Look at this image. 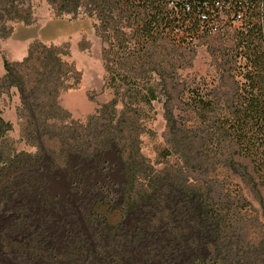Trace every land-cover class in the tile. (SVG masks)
<instances>
[{
    "label": "trees",
    "instance_id": "16d2710c",
    "mask_svg": "<svg viewBox=\"0 0 264 264\" xmlns=\"http://www.w3.org/2000/svg\"><path fill=\"white\" fill-rule=\"evenodd\" d=\"M48 1L55 5L57 16L95 18V31L105 46L103 60L107 74L113 73V82L114 69L123 71L120 81L127 84L125 87L130 80L142 79L124 67L141 60V52L148 54V46L166 30L181 26L184 33L197 35L202 28L198 23L209 26L217 11H230L234 22L237 14L242 13L233 48L225 60L228 66L225 72L232 78L233 86L217 102L204 100L192 91L188 124L173 135L175 152L179 154L177 168L152 169L138 153L128 155L119 201H110L100 191L80 195L82 192L71 190L69 198L58 202L38 185L36 175L44 155L16 151L3 158L0 154V264H191L206 241L217 240L218 226L224 219L206 200L208 183L190 182L189 172L207 163L223 162L222 169H234L233 158L230 163L223 159V151L234 147L236 156L248 162L264 185V0ZM140 4L147 10L148 18L132 29L130 41L124 46L126 50L122 49L123 31L111 23L130 9V15L136 14ZM176 8L180 10L177 14ZM30 9L26 0H0V25L8 21L29 22ZM183 13L188 14L184 18H191L190 24L174 25L185 21L182 15L178 16ZM193 14L198 23L192 20ZM209 31L216 32L217 27L212 24ZM42 47L51 53V49ZM30 49L22 62L4 61L6 73L2 79L9 87L16 85L20 90L23 105L35 117L29 123L39 136L51 133L48 128L52 126L59 130L51 134L57 138L60 160L69 161L75 155L94 160L125 138L135 140L134 135L121 129L112 102L103 105L80 126L74 124L70 128L62 119L58 126L50 124L61 114L54 94L58 91L56 85L50 91L46 87L42 91L33 88L30 92L36 93V101L40 96L48 100L34 104L28 101L22 78L16 77L15 68L30 60ZM47 56L41 62L46 64L37 83L42 84L44 77L46 84L51 81L57 84L60 77L52 75L54 68L50 60L46 62ZM52 59L60 70L61 60ZM124 85L117 89L129 93L122 97V119L133 110L135 101L149 103L154 99L151 87L125 89ZM112 114L115 115L107 118ZM5 126L8 124L0 116V139Z\"/></svg>",
    "mask_w": 264,
    "mask_h": 264
},
{
    "label": "rangeland",
    "instance_id": "374dc122",
    "mask_svg": "<svg viewBox=\"0 0 264 264\" xmlns=\"http://www.w3.org/2000/svg\"><path fill=\"white\" fill-rule=\"evenodd\" d=\"M27 1L31 6L30 21H8L5 25H0V42L7 41L15 25L48 27L51 42L31 44L30 60L15 68L16 77L22 78L28 101L44 104L47 99L40 96V100L36 101V93L32 94L30 91L35 88L42 91L43 87L50 91L56 85L58 91L54 94H57L56 102L61 114L54 117L55 120L52 119L50 124L58 126L62 119L63 124L70 128L74 124H84L103 105L112 102L116 119L122 124L121 129L126 134L134 135L135 140L125 138L119 145L111 147L94 160L75 155L69 161H62L58 157L57 138L51 134L58 133L59 130L52 126L48 128L51 133L42 136L33 130L35 126L29 122L35 117L32 110L23 105V96L15 85L12 88L16 89L14 96L17 118L13 121L4 120L8 127L5 126V133L0 139L1 156L5 158L16 151L44 155L36 175L38 185L58 202L69 198L71 190L82 192L80 195L86 191H100L110 201H119L125 183L128 155L131 152L141 155L152 169L170 167L173 170L180 166L173 135L188 124L187 112L192 91L204 100L214 99L217 102L221 94L229 92L233 86L232 78L225 72L228 68L225 60L226 54L233 48L235 30L241 24L233 21L231 12L217 11L213 14L215 20H211L209 26L198 23L197 16L193 14L192 20L202 25L197 35L184 33L181 26L160 34L148 46L146 51L149 53L141 52V60L132 63L135 68L133 65L124 67L125 71H135L137 77L142 79L138 82L130 80V85L125 87L127 84L120 81V72L123 71L114 69L113 82V73L107 74L103 60L105 46L95 31V18L57 16L55 5L48 0ZM140 5L141 8L135 12L137 16L133 13L130 15V9L123 13L122 18L111 23L123 31L122 49L128 45L132 29L136 25H142L146 16L148 18L147 10L143 4ZM166 8L164 7L165 10ZM174 11L177 14L180 10L176 8ZM181 15L184 18L188 14L178 16ZM184 19V22L180 20L174 25H189L191 18ZM212 24L217 27L216 32L209 31ZM53 25L58 28L51 27ZM42 46L51 49V53L42 49ZM50 54V57L60 59L63 63L60 70L55 66V61L49 58ZM46 55V62L50 60L51 67L54 68L55 73L52 75L60 77L63 83L57 80V84L54 81L46 84L44 77L42 84L37 83L45 69L46 63L42 65L41 62L45 61ZM122 85L125 89L135 87L139 90L144 85L151 87L154 99L149 103L135 101L133 110L122 119V97L126 92L117 91ZM10 89L6 80L0 79V93L9 95ZM143 93L145 92L142 91ZM113 115L115 114L108 115L107 118ZM232 158L235 162L232 170L222 169V162L219 165L207 163L204 167H197L189 172L190 182L197 180L208 183L206 200L224 219V223L218 226L217 240L214 243L206 241L199 256L191 264H264V185L259 183L248 162L236 156L234 147L225 149L223 159L230 163L228 161H232ZM209 221L214 222L211 219Z\"/></svg>",
    "mask_w": 264,
    "mask_h": 264
},
{
    "label": "crops",
    "instance_id": "0c3cea01",
    "mask_svg": "<svg viewBox=\"0 0 264 264\" xmlns=\"http://www.w3.org/2000/svg\"><path fill=\"white\" fill-rule=\"evenodd\" d=\"M51 27H58L55 25ZM48 27L45 25H15L7 41L0 42V79L6 73L4 60L9 63L22 62L28 55V50L34 42L50 43ZM16 89L9 90V95L0 93V116L3 120L13 121L16 115Z\"/></svg>",
    "mask_w": 264,
    "mask_h": 264
},
{
    "label": "built area",
    "instance_id": "2783aa9c",
    "mask_svg": "<svg viewBox=\"0 0 264 264\" xmlns=\"http://www.w3.org/2000/svg\"><path fill=\"white\" fill-rule=\"evenodd\" d=\"M242 18H243L242 13L237 14L236 19H235L236 23H240Z\"/></svg>",
    "mask_w": 264,
    "mask_h": 264
}]
</instances>
